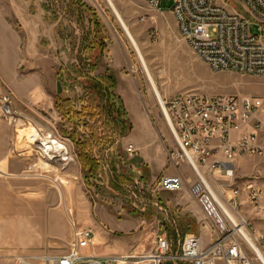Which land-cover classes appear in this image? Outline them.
<instances>
[{
  "label": "rangeland",
  "instance_id": "374dc122",
  "mask_svg": "<svg viewBox=\"0 0 264 264\" xmlns=\"http://www.w3.org/2000/svg\"><path fill=\"white\" fill-rule=\"evenodd\" d=\"M15 1L26 11L33 31H24L16 18L11 19L22 48L27 45L26 61L7 71L6 78L0 77L1 91L13 97L23 119L15 125L0 119L7 160L6 166L0 165V179L11 187L10 197L8 191L0 194V264H15L17 257L67 254L71 241L57 239L64 228L72 234L71 222L95 233L90 254L128 257L124 264H153L145 257L154 251L158 234L169 239L174 254L187 235H198L210 245L212 226L189 194L195 174L185 163L176 166L170 161L177 147L138 54L109 2ZM111 1L131 28L161 99L187 93L264 99V77L215 73L183 46L172 15L174 0H162L157 9L141 0ZM250 30L259 35L258 26L251 25ZM87 74L114 76V93L126 113L124 129L112 122L105 131L99 116L90 119L83 111L88 103ZM59 98L70 103L57 102ZM59 105L72 107L73 113L63 115ZM75 112L85 114L76 117ZM71 133L88 142L90 170L84 169ZM33 134L57 140L68 148L70 159L62 162L49 156L40 142L31 139ZM156 146L162 154L154 163ZM130 147L136 150L133 156L127 152ZM235 169L239 184L264 182V174L252 173L257 169L264 173V159L244 158ZM202 172L215 191L231 183L224 174ZM173 175L184 179L181 191L158 189L161 177ZM242 200L247 234L264 255V205L255 208ZM9 206L11 212L3 213ZM8 220L11 224L5 229ZM103 239L106 243L99 244ZM242 242L254 264H261L254 250Z\"/></svg>",
  "mask_w": 264,
  "mask_h": 264
},
{
  "label": "built area",
  "instance_id": "2783aa9c",
  "mask_svg": "<svg viewBox=\"0 0 264 264\" xmlns=\"http://www.w3.org/2000/svg\"><path fill=\"white\" fill-rule=\"evenodd\" d=\"M141 1L157 9L162 0ZM222 1L174 0L172 15L180 38L215 73L264 77V0ZM251 25L258 26L259 35L251 33ZM157 101L177 147L169 159L176 166L185 163L195 174L189 194L210 222L214 240L205 245L200 236L187 235L174 254L169 239L158 234L154 251L145 259L153 264H254L242 242L249 227L241 215L242 199L255 208L264 205V182L239 184L235 165L242 157L264 159V99L187 93ZM18 114L13 97L0 92V119L15 125L23 121ZM237 133L241 135L234 141ZM127 152L136 154L133 147ZM203 169L224 174L231 183L215 191ZM157 187L178 192L185 181L179 175L163 176ZM71 223L67 254L17 257L15 264H124L128 259L90 254L93 230Z\"/></svg>",
  "mask_w": 264,
  "mask_h": 264
},
{
  "label": "crops",
  "instance_id": "0c3cea01",
  "mask_svg": "<svg viewBox=\"0 0 264 264\" xmlns=\"http://www.w3.org/2000/svg\"><path fill=\"white\" fill-rule=\"evenodd\" d=\"M12 18H16V20L20 22L24 31H26V32H29V30L33 31L32 30L33 29L32 24L28 23L29 20L27 19L26 11L23 13L21 8L19 7V4H17L15 0H0V77L1 78H6L8 76L7 71L17 70V68L24 61H26L27 45H24V47L22 48L21 36L17 31H15L13 29V27L11 25V19ZM176 35H177V38H179V40L183 44V46L189 48L185 44V42L182 39H180V36L178 34V30H177ZM33 42H34V40L31 39L30 40L31 46H33L32 45ZM0 92L3 93L1 91V89H0ZM28 92H30V90H28ZM4 130H5L4 125L0 124V165L4 164L6 166L7 165L6 144H5L4 138L1 137V135H2L1 132ZM240 135H241V133H237V134L233 135L234 141H236L240 137ZM155 142H156V140H155ZM153 153H155L153 162L156 163L157 162L156 158L162 154V150L158 146H156ZM145 155H147L150 158L149 152L146 151ZM244 158H255L256 159V157H242V158L238 159V161L236 162V165ZM8 163H9L8 165H10V162H8ZM150 163L149 164L146 163V164H148V166L150 167L151 166ZM252 173L264 174L261 169L260 170L257 169L256 171H254ZM153 176H154V174H153ZM173 176H178V175H173ZM10 188H11L10 186L7 188L5 179L4 180L0 179V194L3 193V195H5L6 191H8V196L10 197L11 196ZM10 212H11L10 206L7 210L6 209L3 210V213H10ZM20 212L21 213H27L26 211H23V212L20 211ZM58 212L60 213L61 216H64L61 211H58ZM3 224H4L3 225L4 228L7 229L9 227V224H11V222L8 220V221H5ZM4 234H5V232H4ZM96 239H97V237L95 236V241H96ZM57 240L58 241H71L72 240L71 231L69 230V232L66 233V230L64 228L62 235H60ZM3 241H6V239H4ZM102 243L105 244L106 240L103 239V241H99V244H102ZM91 251L92 250H90V253H91ZM92 255H94V254H92ZM110 255L109 254H102V255H94V256L105 258V257H108Z\"/></svg>",
  "mask_w": 264,
  "mask_h": 264
},
{
  "label": "trees",
  "instance_id": "16d2710c",
  "mask_svg": "<svg viewBox=\"0 0 264 264\" xmlns=\"http://www.w3.org/2000/svg\"><path fill=\"white\" fill-rule=\"evenodd\" d=\"M85 82L89 85L88 90L89 93L87 95L88 103H86L85 107H83V111H85L90 119L93 117L99 116L102 124L104 125L105 131H108L110 129V123L115 122L117 125H120L122 129L127 125V122L124 120V116H126V113L123 111V107L118 104L120 100L117 98L116 94L114 93V86H115V78L113 75H109L105 78L102 77H95L93 75L87 74L84 75ZM70 103L69 100H62L58 99L57 102ZM62 110H64L62 113L63 115L68 116L70 113H73L72 107L67 106H61ZM124 113V114H123ZM75 116L82 117V114L80 112H75ZM85 116V115H84ZM109 125V126H108ZM85 126L87 128H90L89 123H85ZM90 130H93V128H90ZM75 132V131H74ZM71 139H73V142L75 144L77 155L82 162V165L84 169L90 170V164L88 162V154L86 151V145L88 142L84 141L83 139H76V134L71 133L69 135ZM91 137H94V134H91Z\"/></svg>",
  "mask_w": 264,
  "mask_h": 264
},
{
  "label": "bare ground",
  "instance_id": "6f19581e",
  "mask_svg": "<svg viewBox=\"0 0 264 264\" xmlns=\"http://www.w3.org/2000/svg\"><path fill=\"white\" fill-rule=\"evenodd\" d=\"M109 2L110 7L112 8L114 15L117 17V19L119 20L122 28L124 29V31L126 32L130 42L132 43L133 47L135 48L138 57L140 59V62L142 64V67L145 71V73L148 76L149 82L154 90V92L156 93V97L161 99V94L157 88V85L155 83L154 78L152 77V74L149 70L148 64L146 62V59L143 55V52L141 50V48L139 47L137 40L131 30V28L127 25V23L124 21L123 17L120 15V13L118 12L117 8L115 7V5L113 4V2L111 0H107ZM31 139H33L34 141H38L40 142V144L42 145V149L45 153H47L49 156H51L54 159L60 160L62 162H66L68 161L69 158V150L67 147L63 146L61 143H59L57 140H52V139H47L44 138L42 136H40L39 134H33L31 136ZM244 235L246 237V243L250 246V248H252L255 252V254L258 257L259 262H261V264H264V255L263 253L256 247V245L252 242L253 240L251 238H249V235L247 233L244 232Z\"/></svg>",
  "mask_w": 264,
  "mask_h": 264
},
{
  "label": "water",
  "instance_id": "95a60500",
  "mask_svg": "<svg viewBox=\"0 0 264 264\" xmlns=\"http://www.w3.org/2000/svg\"><path fill=\"white\" fill-rule=\"evenodd\" d=\"M57 88H58V93L60 94L62 92L60 83L57 84ZM166 264H171V263L168 262Z\"/></svg>",
  "mask_w": 264,
  "mask_h": 264
}]
</instances>
